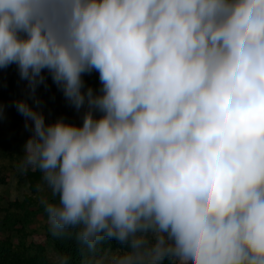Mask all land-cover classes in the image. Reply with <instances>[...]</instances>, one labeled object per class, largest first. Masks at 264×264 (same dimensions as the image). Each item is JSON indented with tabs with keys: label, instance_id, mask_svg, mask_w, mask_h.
<instances>
[{
	"label": "clouds",
	"instance_id": "9594fccd",
	"mask_svg": "<svg viewBox=\"0 0 264 264\" xmlns=\"http://www.w3.org/2000/svg\"><path fill=\"white\" fill-rule=\"evenodd\" d=\"M11 64L18 170L82 264H264V0H0ZM44 70L80 124L46 122Z\"/></svg>",
	"mask_w": 264,
	"mask_h": 264
},
{
	"label": "rangeland",
	"instance_id": "374dc122",
	"mask_svg": "<svg viewBox=\"0 0 264 264\" xmlns=\"http://www.w3.org/2000/svg\"><path fill=\"white\" fill-rule=\"evenodd\" d=\"M14 78L17 80L12 81ZM83 80L85 89L92 87L94 91H99L101 84L97 71L93 70L91 73L83 74ZM10 83L16 89H29L27 81L20 78L15 64H11L7 68H0V85L7 86ZM51 88L52 91L49 92L48 96L46 95L47 88L44 85L39 84L36 88L35 95L41 101L44 115L51 108L57 107L74 123L80 124L83 109L77 112L65 99L62 90L56 84L52 85ZM17 101V96L0 97V175L7 178L6 183L0 185V236L11 237L18 250H21L23 246L30 250L33 243L44 239L41 235L49 233L46 214L40 201L41 198H50L51 193L46 186L41 185L39 193L34 196L33 201L27 202L25 209H19L12 205L14 201L23 200L28 194L27 186L18 183L17 170L14 168L19 164L23 147L20 148V153L14 152L10 148H6L5 153H3L7 143L14 142L16 137H21L23 134L26 135L27 139L30 135V132L25 128V118L21 114L18 115L21 118V128L18 132H14L12 129L13 112L17 111L15 106ZM12 152L14 154L13 159L8 156V153ZM46 243L48 257L52 260L56 253L53 243L48 240Z\"/></svg>",
	"mask_w": 264,
	"mask_h": 264
},
{
	"label": "trees",
	"instance_id": "16d2710c",
	"mask_svg": "<svg viewBox=\"0 0 264 264\" xmlns=\"http://www.w3.org/2000/svg\"><path fill=\"white\" fill-rule=\"evenodd\" d=\"M45 77V80L42 85L47 88V96L49 92L52 91L51 86L55 85L52 80L51 75L44 70L42 73ZM17 80L16 78L12 81ZM28 90L16 89L12 83L7 86L0 85V97H13L17 96L18 101L22 99H27L29 104H33L32 97L29 95ZM20 113L18 111L13 112V131L18 132L21 128V118L18 116ZM63 116L67 121L73 122L62 110L57 107L51 108L48 113L45 115L46 122H52L58 117ZM27 138L23 134L21 137H16L14 142L7 143L4 148L12 149L14 152L20 153V148L23 147ZM5 141V140H4ZM8 156L13 159L14 154L8 153ZM17 170V179L19 184L27 186L28 194L23 200H16L12 205L16 206L19 209H25L27 202L30 203L33 201L35 195L40 191L38 190V185H41V176L42 173L37 171L29 170L27 173H21L18 170V165L14 167ZM7 181L6 176L0 175V185L5 184ZM44 237L43 240L37 241L32 244L30 250L28 247L23 246L21 250L16 249V244L11 237L0 236V264H52V260L48 257L47 254V240L53 243L55 252L68 253L72 257L73 264H82V257L79 249L77 248L75 242L70 239H57L51 236L50 233L41 235ZM113 247H118L117 244L113 243Z\"/></svg>",
	"mask_w": 264,
	"mask_h": 264
},
{
	"label": "crops",
	"instance_id": "0c3cea01",
	"mask_svg": "<svg viewBox=\"0 0 264 264\" xmlns=\"http://www.w3.org/2000/svg\"><path fill=\"white\" fill-rule=\"evenodd\" d=\"M20 200H22V199H20Z\"/></svg>",
	"mask_w": 264,
	"mask_h": 264
}]
</instances>
